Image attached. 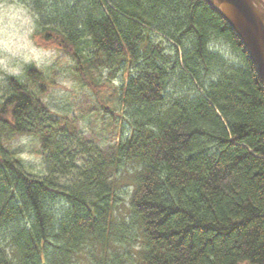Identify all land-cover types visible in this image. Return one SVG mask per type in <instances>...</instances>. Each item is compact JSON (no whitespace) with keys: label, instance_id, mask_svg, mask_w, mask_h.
<instances>
[{"label":"trees","instance_id":"1","mask_svg":"<svg viewBox=\"0 0 264 264\" xmlns=\"http://www.w3.org/2000/svg\"><path fill=\"white\" fill-rule=\"evenodd\" d=\"M34 2L35 44L69 55L97 96L107 87L100 67L128 71L118 90L128 133L87 159L79 187H61L54 173L76 156L59 141L68 120L42 98L53 82L34 65L7 77L0 264H264V85L224 18L207 0ZM21 134L38 139L43 177L10 148Z\"/></svg>","mask_w":264,"mask_h":264},{"label":"rangeland","instance_id":"2","mask_svg":"<svg viewBox=\"0 0 264 264\" xmlns=\"http://www.w3.org/2000/svg\"><path fill=\"white\" fill-rule=\"evenodd\" d=\"M34 3V0H0V97L7 90V77L23 79L27 65H34L53 82L42 98L58 118L68 120V132L61 133L59 141L76 156L74 166L59 169L54 174L61 187L75 189L81 185L78 170L85 167L87 159L110 150L128 133L118 99V90L127 79L128 71L100 67L95 75L107 87L97 96L76 75L74 60L69 55L35 44L32 34L38 28L40 10ZM211 47L230 62L239 63L237 51L226 43H211ZM170 86L173 95L182 92L175 82L172 81ZM106 103L111 111L103 108L102 104ZM10 148L30 174L37 177L46 174L48 162H45V153L35 136L17 135L10 142ZM120 184L116 192L120 196L118 203L124 208L130 185L124 179ZM126 235H132L131 229ZM132 242L135 245V240ZM248 263V260L239 262Z\"/></svg>","mask_w":264,"mask_h":264},{"label":"water","instance_id":"3","mask_svg":"<svg viewBox=\"0 0 264 264\" xmlns=\"http://www.w3.org/2000/svg\"><path fill=\"white\" fill-rule=\"evenodd\" d=\"M237 33L264 85V0H207Z\"/></svg>","mask_w":264,"mask_h":264}]
</instances>
